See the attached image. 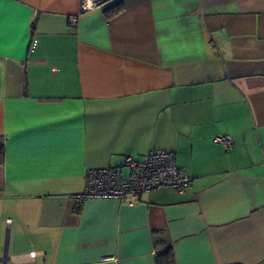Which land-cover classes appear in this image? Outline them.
Returning a JSON list of instances; mask_svg holds the SVG:
<instances>
[{"label": "crops", "instance_id": "obj_1", "mask_svg": "<svg viewBox=\"0 0 264 264\" xmlns=\"http://www.w3.org/2000/svg\"><path fill=\"white\" fill-rule=\"evenodd\" d=\"M84 2L0 0V264H264V0ZM153 149L184 192L73 199Z\"/></svg>", "mask_w": 264, "mask_h": 264}, {"label": "built area", "instance_id": "obj_2", "mask_svg": "<svg viewBox=\"0 0 264 264\" xmlns=\"http://www.w3.org/2000/svg\"><path fill=\"white\" fill-rule=\"evenodd\" d=\"M97 1L91 0L89 5L85 0L83 11L96 8ZM214 141L226 151L232 148V143L226 137H215ZM190 183L187 173L177 166L174 153L153 149L141 160L126 158L122 166L88 170L84 189L73 199L77 203L116 200L134 205L144 193L157 189L182 193ZM6 222L10 223L11 220L6 219Z\"/></svg>", "mask_w": 264, "mask_h": 264}, {"label": "trees", "instance_id": "obj_3", "mask_svg": "<svg viewBox=\"0 0 264 264\" xmlns=\"http://www.w3.org/2000/svg\"><path fill=\"white\" fill-rule=\"evenodd\" d=\"M122 10V5L121 4H117L115 6H113L111 9H110V12H109V16H112V15H115L117 14L118 12H120ZM3 161V150H2V147L0 146V163ZM167 259L168 261L165 262L164 264H173L174 263V259H173V255L171 253V249H168L167 251Z\"/></svg>", "mask_w": 264, "mask_h": 264}, {"label": "bare ground", "instance_id": "obj_4", "mask_svg": "<svg viewBox=\"0 0 264 264\" xmlns=\"http://www.w3.org/2000/svg\"><path fill=\"white\" fill-rule=\"evenodd\" d=\"M91 2V1H90Z\"/></svg>", "mask_w": 264, "mask_h": 264}]
</instances>
